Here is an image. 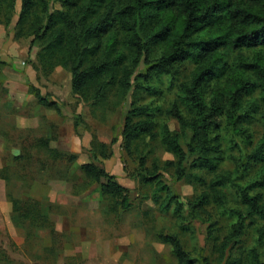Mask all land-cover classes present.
<instances>
[{
  "label": "rangeland",
  "instance_id": "rangeland-1",
  "mask_svg": "<svg viewBox=\"0 0 264 264\" xmlns=\"http://www.w3.org/2000/svg\"><path fill=\"white\" fill-rule=\"evenodd\" d=\"M22 1L14 0L10 6L7 1L0 0V27L26 47L28 53L23 58L24 63L33 68L36 76L34 85L30 86L55 102L59 111L39 105L34 96L29 102L13 105L0 84V264H176L171 248L159 239L161 234L177 235L188 253L193 256L202 253L212 264H225L229 257L238 261L243 252L255 245L259 231H264V219L246 214L234 185L226 183L215 189L210 183L217 175L228 176L233 184L250 186L249 193L264 200V161L248 158L264 134L260 88L243 96L242 108L234 114L241 116V120L231 125L227 116L222 117L225 159L216 173L193 171L191 158L186 164V176L181 180L176 179L173 168L160 170L162 183L183 205L182 215L176 217L171 210H160L152 200L156 186L142 182L138 170L141 153L137 151L129 156L123 146L122 132L133 96L136 94L140 100L144 96L141 102L153 100L133 88L136 75L144 70L143 63L132 75L131 89L124 98L113 90L95 104L74 95L69 70L58 66L52 72L43 71L36 57L40 44L30 45L29 27L15 37ZM31 2L32 12L40 15L46 7L49 12L64 10L56 0ZM31 50L36 55L32 60L28 56ZM257 56L255 52L233 54L230 63L239 77L255 81L254 70L248 65L255 61L261 63L262 55L259 54V59ZM192 69L190 63L179 65L174 76L176 80L170 85L171 77L164 76L161 85L166 91L164 99L156 101L162 107L160 117H166L169 129L174 132H179L180 127L176 119L165 113L176 100L177 83L186 81ZM250 102L254 106L245 117ZM41 137H50V148L74 154L75 160L52 162L45 150L33 145ZM189 138L187 132L181 139L185 151ZM92 143L100 156L98 165L115 175L117 182L125 187L131 203L128 210H122L103 195L101 184L86 183L80 165L91 161ZM100 144H106L107 148H101ZM151 149L160 161L173 160L158 142L152 144ZM147 166H151L150 162ZM213 191H217L214 196ZM201 192L212 196L207 207L210 217L191 211L188 205ZM12 199L41 202L48 208L50 223L44 228L17 226L11 221ZM232 210L244 214L245 228L243 235L231 243L224 259L220 260L215 249L234 222Z\"/></svg>",
  "mask_w": 264,
  "mask_h": 264
},
{
  "label": "trees",
  "instance_id": "trees-1",
  "mask_svg": "<svg viewBox=\"0 0 264 264\" xmlns=\"http://www.w3.org/2000/svg\"><path fill=\"white\" fill-rule=\"evenodd\" d=\"M5 1L13 6L14 0ZM56 1L63 11L49 12L46 7L40 15L32 12L31 0H23L15 37L29 27L30 45L40 44L35 56L43 71L49 73L58 66L69 70L71 92L95 104L113 90L124 98L131 89L132 75L143 63L144 70L136 75L133 88L153 100L146 103L141 102L144 96L141 100L136 94L133 96L122 132L123 146L129 156L137 151L141 153L138 159L141 180L145 185L156 186L152 200L160 210H171L176 217L182 215L183 205L162 183L160 170L173 168L176 179L181 180L191 158L193 171L216 173L225 159L222 117L227 116L231 125L241 120V116L234 114L241 110L243 96L250 95L256 87L260 88V100L264 103V0ZM243 52H255L257 59L262 55L261 63L248 65L254 70L255 81L239 77L237 69L231 66V55L240 56ZM184 63L192 64L193 69L186 81L177 83L176 100L165 113L176 119L180 127L179 132H174L169 129L166 117H160L162 107L156 101L164 99L163 77L170 76L169 85L172 84L178 66ZM29 94L39 105L59 111L56 103L42 96L36 87L29 86ZM253 106V102L248 104L245 117ZM187 132L190 138L185 151L181 139ZM50 141V137H41L33 145L45 150L52 162L75 160L74 154L50 148ZM157 142L173 160L162 162L154 156L151 145ZM93 144L89 151L91 161L80 165L86 183L101 184L103 195L122 210H128L131 203L125 187L117 182L115 175L98 165L100 156ZM100 146L107 148L106 144ZM248 158L264 161V134ZM226 183L236 187L248 216L264 219V200L251 195L249 185L241 187L228 176L217 175L210 186L216 189ZM212 196L201 192L189 202L191 211L210 217L207 207ZM11 203V221L17 226L44 228L50 223L48 208L41 202L12 199ZM231 215L234 222L215 249L220 260L245 228L243 213L232 210ZM159 239L171 248L176 264H212L202 253L198 256L188 253L177 235L161 234ZM225 264H264V231H259L255 245L243 252L238 261L229 257Z\"/></svg>",
  "mask_w": 264,
  "mask_h": 264
},
{
  "label": "crops",
  "instance_id": "crops-1",
  "mask_svg": "<svg viewBox=\"0 0 264 264\" xmlns=\"http://www.w3.org/2000/svg\"><path fill=\"white\" fill-rule=\"evenodd\" d=\"M25 48L0 27V84L6 89L8 101L13 105L29 102L33 96L29 94V86L34 85L36 76L33 68L24 63L23 58L28 53ZM28 56L32 60L35 51H29Z\"/></svg>",
  "mask_w": 264,
  "mask_h": 264
}]
</instances>
